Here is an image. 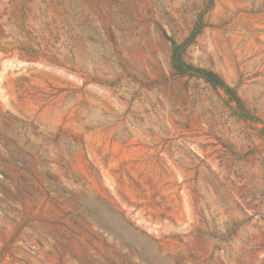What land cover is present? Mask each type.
Wrapping results in <instances>:
<instances>
[{
    "label": "rangeland",
    "instance_id": "374dc122",
    "mask_svg": "<svg viewBox=\"0 0 264 264\" xmlns=\"http://www.w3.org/2000/svg\"><path fill=\"white\" fill-rule=\"evenodd\" d=\"M0 264H264V0H0Z\"/></svg>",
    "mask_w": 264,
    "mask_h": 264
},
{
    "label": "trees",
    "instance_id": "16d2710c",
    "mask_svg": "<svg viewBox=\"0 0 264 264\" xmlns=\"http://www.w3.org/2000/svg\"><path fill=\"white\" fill-rule=\"evenodd\" d=\"M184 48H185L184 46L183 47L175 46L174 51H173V57H172L174 62L179 64L180 74L184 75V74L191 72V74H193L194 76L203 78L205 81L216 83L218 85L223 84L220 78L215 73L211 71H206V70L198 71V70L192 69L190 65H185L184 61L182 60V54H183Z\"/></svg>",
    "mask_w": 264,
    "mask_h": 264
}]
</instances>
